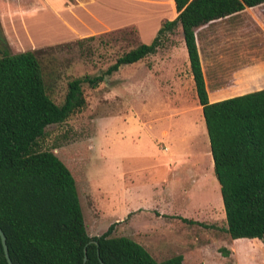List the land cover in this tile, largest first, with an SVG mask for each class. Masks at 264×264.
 <instances>
[{"label": "rangeland", "instance_id": "1", "mask_svg": "<svg viewBox=\"0 0 264 264\" xmlns=\"http://www.w3.org/2000/svg\"><path fill=\"white\" fill-rule=\"evenodd\" d=\"M38 4L35 0H0V56L5 50L36 52L47 92L58 105L64 103L74 78L104 75L96 85L83 83L86 106L63 123L47 126L39 140L41 150L53 151L74 173L90 236L101 235L116 223L112 236L132 238L137 222L124 219L125 207L140 198L142 203H160L165 208L155 206L154 211L163 210L166 219L147 215L140 223L145 228L142 231L153 228L162 232L141 243L158 261L183 254L185 264H264L259 239H232L227 232L191 71L172 87L147 83L146 66L151 58L124 64L107 74L119 56L138 44L132 28L122 29L125 33L116 30L95 35L93 40H72L61 18ZM236 22L240 27L243 24L242 18ZM249 25L250 34L260 38L252 50L259 49L264 45V29ZM230 38L224 29L202 39L211 94L219 89L230 94L226 53ZM253 68L255 76H264L263 64ZM140 86H144L142 91ZM119 187L125 199L117 196ZM131 188L136 192L125 197ZM178 216L207 226L184 222Z\"/></svg>", "mask_w": 264, "mask_h": 264}, {"label": "trees", "instance_id": "2", "mask_svg": "<svg viewBox=\"0 0 264 264\" xmlns=\"http://www.w3.org/2000/svg\"><path fill=\"white\" fill-rule=\"evenodd\" d=\"M175 3L177 18L164 22L151 43H139L119 56L106 73L156 53L168 34L182 26L221 185L227 232L233 239L264 243V88L211 101L195 33L201 25L264 0ZM103 79L74 78L64 103L58 105L47 92L36 52L5 50L0 56V227L14 264H84L86 253L85 264H185L183 254L158 261L132 238L112 236L116 223L90 236L74 173L53 151L39 147L47 126L63 123L86 106L83 83L96 85ZM0 264H9L1 235Z\"/></svg>", "mask_w": 264, "mask_h": 264}, {"label": "crops", "instance_id": "3", "mask_svg": "<svg viewBox=\"0 0 264 264\" xmlns=\"http://www.w3.org/2000/svg\"><path fill=\"white\" fill-rule=\"evenodd\" d=\"M35 1L39 3L37 5L38 8L51 10L58 19L61 18L63 25L65 23L64 26L70 34V36H68L69 39H80L79 41H81V39L93 40L95 39V35L105 34L116 30H122L124 28H132L131 33L135 34V38L138 36V44L151 43L157 36L158 31L163 25V23L168 20H174L178 16L175 0ZM240 18H242L243 21L241 27L239 26L238 22H236V20ZM250 22L264 29V3L253 7H246L242 11L228 15L224 18L211 21L195 29L198 50L202 63V69L204 72L209 98L211 101H217L237 95H242L264 88V76L262 78L255 76V70L253 71V67L262 64L264 65V45L260 47L261 49L254 48V50H252V44L254 43V41H257L260 38L257 37L256 39V36H252L250 34ZM224 29L226 36L232 37L226 45V53L228 60V81L230 82L228 92L230 94L225 95V90L221 89L211 94L208 84L207 73L204 67L202 57V39L208 38L209 36H212V34H214L215 32L218 33L219 31H222ZM90 37L94 38L90 39ZM168 37L170 40L167 39L163 47H160L156 53L145 57L151 58L150 66H146L147 72H149V74L146 76L147 83L153 82L157 85L158 83H161L160 86H163L165 84L172 87L171 84H181L185 79H187L188 73L191 71V68L189 66V55L182 26L179 25L173 33L170 32L168 34ZM135 38H133V41H136ZM171 39H175L176 42H172ZM191 75L192 79H194L192 72ZM140 82H142V80ZM139 89L142 91L144 89V86H140ZM215 179L216 181H218L217 177ZM213 184L214 183L210 185L213 187L211 189L215 188V185ZM218 188L221 194L220 183L218 184ZM135 192L136 191H132L131 188L130 193H128L129 195H127V193L126 195H124L125 197H129L132 194L134 195ZM116 194L121 199H125L123 197L121 187L117 189ZM220 201L222 200L220 199ZM142 202L144 201L142 199L140 200V198L136 201L131 200L130 203L128 202L125 207L126 212L124 218L128 219L132 224L134 221L137 222V224L135 223V225L138 227V229L136 230V232H133L132 238L140 244L149 242L148 238L152 234L162 233L159 230L153 228L142 231V229H145L143 225H140V223L142 222V216L151 215L153 218H159L160 220L166 219L164 217L163 211L165 208H162L160 203L150 206L149 204ZM223 203L221 202L224 207ZM155 206H159L163 210L155 212ZM178 217L181 219V217L185 216ZM149 230L152 231L149 232ZM257 241L259 243V248L264 250V243L261 240Z\"/></svg>", "mask_w": 264, "mask_h": 264}, {"label": "water", "instance_id": "4", "mask_svg": "<svg viewBox=\"0 0 264 264\" xmlns=\"http://www.w3.org/2000/svg\"><path fill=\"white\" fill-rule=\"evenodd\" d=\"M0 235L2 237V242H3V245H4V250H5V255H6V258H7V261L9 264H14L11 256H10V253H9V247H8V244H7V237L4 233V231L2 230V228L0 227ZM87 261V253L85 254V258H84V264L86 263Z\"/></svg>", "mask_w": 264, "mask_h": 264}]
</instances>
